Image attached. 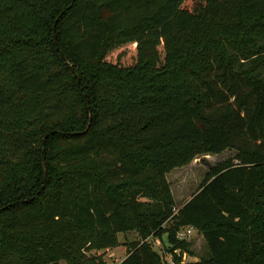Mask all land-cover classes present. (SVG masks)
<instances>
[{
  "label": "trees",
  "instance_id": "16d2710c",
  "mask_svg": "<svg viewBox=\"0 0 264 264\" xmlns=\"http://www.w3.org/2000/svg\"><path fill=\"white\" fill-rule=\"evenodd\" d=\"M188 229L264 264V0H0V264H180Z\"/></svg>",
  "mask_w": 264,
  "mask_h": 264
},
{
  "label": "rangeland",
  "instance_id": "374dc122",
  "mask_svg": "<svg viewBox=\"0 0 264 264\" xmlns=\"http://www.w3.org/2000/svg\"><path fill=\"white\" fill-rule=\"evenodd\" d=\"M233 155V151H226L220 155L198 157L194 159L189 165L172 170L166 176V179L169 183L170 190L175 202V208H180L198 190V187L201 185L205 175L211 167L232 157ZM134 239L135 235L133 233L128 234L126 237H124L123 235L118 236V240L120 243L133 241ZM186 240L190 241L189 252H176L178 257H180V264H197L200 259L207 253L205 242L203 241L202 237L196 232H192L188 237H186ZM153 246L154 250L162 254L164 259L169 264H174L172 256L165 254L163 246L158 240L153 241ZM124 250L125 246L120 245L119 249L115 251V253H117L115 257H113V252L97 254L102 255L104 261L107 264H113V258H122V253H124ZM60 264L66 263L63 262Z\"/></svg>",
  "mask_w": 264,
  "mask_h": 264
},
{
  "label": "crops",
  "instance_id": "0c3cea01",
  "mask_svg": "<svg viewBox=\"0 0 264 264\" xmlns=\"http://www.w3.org/2000/svg\"><path fill=\"white\" fill-rule=\"evenodd\" d=\"M120 247V246H119ZM119 247H117V248H114V249H109V250H106V251H101V252H98V254H103V253H109V252H113L112 254H113V257H115V255L117 254V253H115V251L117 250V249H119ZM123 254V256H122V258H119V259H114L113 258V264H119L124 258H125V256H126V248H125V250H124V253H122ZM112 257V256H111Z\"/></svg>",
  "mask_w": 264,
  "mask_h": 264
},
{
  "label": "built area",
  "instance_id": "2783aa9c",
  "mask_svg": "<svg viewBox=\"0 0 264 264\" xmlns=\"http://www.w3.org/2000/svg\"><path fill=\"white\" fill-rule=\"evenodd\" d=\"M192 232H194L192 229H188L186 231H182V232L177 234V239L186 240V237H188Z\"/></svg>",
  "mask_w": 264,
  "mask_h": 264
},
{
  "label": "water",
  "instance_id": "95a60500",
  "mask_svg": "<svg viewBox=\"0 0 264 264\" xmlns=\"http://www.w3.org/2000/svg\"><path fill=\"white\" fill-rule=\"evenodd\" d=\"M54 264H57V263H54Z\"/></svg>",
  "mask_w": 264,
  "mask_h": 264
}]
</instances>
